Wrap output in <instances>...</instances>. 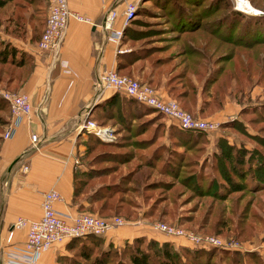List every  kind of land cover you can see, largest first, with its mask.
Segmentation results:
<instances>
[{"label": "trees", "instance_id": "trees-1", "mask_svg": "<svg viewBox=\"0 0 264 264\" xmlns=\"http://www.w3.org/2000/svg\"><path fill=\"white\" fill-rule=\"evenodd\" d=\"M151 1L155 5L159 4L158 7L167 12L168 26L166 28L172 29V35L148 34L149 31H152L150 29L137 31L138 35L134 36L135 39L150 37L151 40L156 37L155 39L164 42L159 46L140 47L128 53L117 54V70L124 71L130 67L133 61L147 58L153 52L162 51L165 53L159 54L151 61L145 82L152 87L158 86L163 77L162 73L168 66L165 72L169 76L164 78L163 86L166 94L175 99L182 109L190 111L199 95L198 111L201 114L209 115L220 109L227 97L235 98L241 78L246 79L252 70L246 65L247 61L236 58L239 62L236 67L241 72L238 76L233 64L226 66V63L234 57L233 48L248 50L255 58V66H258L256 61L262 62L264 60V6L258 7V3L253 4L258 10L263 11L261 14L248 15L230 8L219 16L206 20L203 17L214 15L219 7L217 10L215 8L213 10L200 9L199 12H193L190 5H194L197 0ZM207 1L210 2L211 0ZM45 8L46 2L44 0H0V11H4L3 21L6 22L3 31L10 37L25 39L29 35L26 32V23H28L31 26L29 38L37 41L44 25ZM200 12L203 14L199 15ZM124 31L123 36L126 33ZM221 45H228L230 48L228 51L220 52L211 58ZM259 53L262 54L259 55ZM26 61L27 55L24 51L16 48L10 41L0 38V82H3L6 89L15 91L18 87L20 80L27 73ZM6 67H11V70ZM117 73L119 72L117 71ZM2 74L6 75L5 80L1 79ZM257 74L259 75V72ZM2 100L7 105V112L2 118L0 141L2 139L1 133H3V128L8 125L10 115L8 103L4 99ZM135 102L137 105L139 104L132 98L113 92L94 104L88 117L104 124L105 121L113 120L112 116L115 110H122L120 108L122 103L134 105ZM138 112L141 113L140 110H136L133 114L137 115ZM234 123L227 120L219 123L220 132L216 135L213 143L215 150L209 156H206V151L203 150L205 141L202 143L204 140L202 134L204 133L182 130L170 123L172 128L168 130V133H173L175 142L184 147L183 153H175L172 162H170L168 159L169 149L161 148L162 153L166 152V156H164L159 169L171 178L178 179V184L191 189L193 194L202 197L207 196L216 201H222L226 197L227 191L243 193L244 191L250 192L259 185H263L261 187L263 188L264 160L253 159L250 163L249 156H246L247 158L244 160V156L249 155L244 148H232V145L227 142L228 139L223 131L226 128H233ZM137 126H131L132 130L129 135L142 129V127ZM86 136L85 148L87 152L91 147L88 142L90 140L92 142L98 141L93 133L88 132ZM135 141H138L139 147L142 148L145 146L142 142H148L149 139L141 138ZM151 155L143 160L145 171L155 167V157L152 158ZM233 157L236 159L233 160ZM207 162L209 168L216 171L215 175L204 176L203 169ZM244 164L246 167L241 168L240 166ZM105 169L107 168H97L96 171ZM145 174L146 177L147 173ZM88 176L87 171L84 172L79 166L73 170L71 200L76 204L79 211L87 210L88 213L96 211L99 215L91 214L102 215L100 217L122 214L127 220H133L137 217V214L132 210V206L135 204L132 196L138 194L136 190L126 188L124 191H114L109 187L113 185L106 183L98 187L89 186ZM216 176L220 180H216ZM171 184L174 183L144 182L142 185L143 192L139 191L140 196L144 199L143 201L147 202L150 199V197L147 198V195H152V191L159 190L162 193L165 192L161 194L162 197L169 198L167 192L171 190ZM81 194L84 195L82 198H80ZM156 198L149 203L145 215L164 219L167 216L166 210L164 205L158 208L159 203ZM195 232L201 235L206 234L205 232H198V230ZM211 235L215 234L211 233ZM145 240V236H136L130 241L124 242L122 247L114 248L110 243L103 245L102 235L89 234L70 238L65 243L68 254L57 257V264H109L111 262L114 264H181L179 252H175L170 242L165 241L158 246L156 240L150 238L146 240L145 249L147 250H145L140 247ZM96 249H98L97 252H94ZM118 249L122 252H116ZM196 249L192 255L196 256L198 261L200 257L202 258L200 262L193 261L192 264H208L211 252L203 248ZM74 250L76 252H70ZM179 250L184 251L183 253L187 256L190 255V252L185 248H179ZM245 256H248V253ZM250 257L253 255L251 254Z\"/></svg>", "mask_w": 264, "mask_h": 264}, {"label": "rangeland", "instance_id": "rangeland-1", "mask_svg": "<svg viewBox=\"0 0 264 264\" xmlns=\"http://www.w3.org/2000/svg\"><path fill=\"white\" fill-rule=\"evenodd\" d=\"M243 1L245 2L246 9L250 6L256 11L263 13V11L254 7L253 4L258 3L257 6L262 7L264 6V0ZM131 2L134 5V11L123 28V31L125 30L124 33L126 32L125 35L123 36L122 34L117 44L118 47L116 50L120 55L137 50L140 47L152 45L159 46L164 42L160 41V39H155L156 37L151 40L150 37L135 39L134 36L138 35L137 31L150 29L152 31H149L148 34L172 35V29L166 28L168 26L167 12L165 9L158 7V3V5H155L151 0H132ZM218 2L220 3L218 4ZM218 7L219 9L217 10ZM214 8L217 10L214 15H205L206 17L203 18L210 20V18L219 16L222 12L230 8L239 10L248 15H255V13L251 11H245V8L237 7L235 0H211L210 2L207 0H197L194 5H190V9L193 12H199L200 9L213 10ZM200 14L203 13L200 12L199 15ZM3 15L4 11H0V38L9 41L10 35L3 31V26H5L6 23L3 21ZM228 48H230L228 45H221V47L212 54L211 58H214L220 52L228 51ZM261 48L263 47L261 46ZM170 49L172 50L173 48ZM233 49L234 57L226 63V66L233 64L239 76L241 72L239 68L236 67L239 63L236 58H241L247 61L246 65H248L249 69L252 71L249 73V76L246 77L247 80L241 78L235 95L236 99L231 98L232 101L235 100L238 103L239 109L226 119L227 121L235 122L233 128H226L223 132L226 134V138L228 139L227 142L232 145V148H244V150L249 153V155L244 156V160L247 158L246 156H249L251 163L253 159L264 160V60L262 62L256 61L258 66H255V58L248 50L243 48ZM161 53L165 52H153L147 58L131 61L130 67L121 71L122 73L120 74L146 83L145 76L149 71L150 63ZM260 54L262 53H259V55ZM6 68L11 70V67ZM167 69L168 66L165 67L164 73H162L164 78L169 76V74L165 72ZM257 72H259V75ZM136 75H138V77H136ZM142 75L143 79H141ZM5 78L6 75L2 74L1 79L5 80ZM1 89L13 91L12 89H6L3 82H0V90ZM167 97L173 99L168 95ZM2 99L3 98L0 96V131L2 130V118L7 112V105ZM135 103H133L134 105L122 103L120 105L122 110H115L112 116L113 120L105 121L106 123L104 124L91 119L98 127L99 133H90H93L97 137L98 142H92L90 140L88 143L91 147L86 152L85 140L87 142L86 135L88 133L86 131L85 136L79 142L82 145V150L78 156V161L80 160L78 163L79 168L84 170V172L87 171L89 175L88 185L98 187L106 183L113 185L109 187L114 191H124L126 188L136 190L138 194L132 196L133 202H135L132 206V210L137 214L136 219H140L144 227H146L148 223L159 221L194 233H196L195 231L197 230L198 232H205L206 235H211V233H213L215 234L214 236H218L221 240H224L226 244H228V242H235L236 245L229 248L213 246L203 248L211 252L208 258V264H264V187L261 188L263 185L254 187L250 192L244 191L243 193H238L227 191L228 193H226V197L222 201H216L207 196L202 197L193 194L191 189L178 184V179L171 178L166 175L165 172L162 173L159 169L164 156H166V152L162 153L161 148L166 147L169 149L168 159L170 162H172L171 160L175 153H183L184 147L175 142L173 133H168L172 125L162 114L140 103L138 105ZM129 110L131 111L129 112ZM136 110H140L141 113L138 112L137 115L133 114ZM131 126L142 127V129L129 135V132L132 130ZM219 132L218 129V131L211 134H202L204 139L202 143L205 141L203 150L206 151V156H209V154L215 150L213 143ZM141 138L149 139L148 142H142L145 144L142 148L139 147L138 141H135ZM233 154L232 149V155ZM150 155L152 158L155 157V167L145 171L143 160ZM232 159L235 160L236 158L233 157ZM164 161L166 162V160ZM205 166L206 167L203 169L204 176L216 174L215 170L209 168L208 162L205 163ZM240 167L245 168L246 164ZM97 168L107 169L96 171ZM134 173L136 174L133 176ZM145 173H147L146 177ZM180 174L182 175V173ZM215 178L216 180H220L218 176ZM128 179L130 181H127ZM149 181L174 183L170 185L171 190L167 192L169 198L161 196V194L165 192L162 193L159 190H154L151 193L152 195H147V198L150 197V199H148L147 202L143 201L144 199L141 198L139 191L143 192L142 185L144 182L146 183ZM115 194L118 195V193ZM83 196L84 195L81 194L80 198ZM154 198H156L159 203L158 208L164 205L166 210L165 213L167 214L166 218L158 219L155 216L148 217L145 215L149 203H151ZM83 211L89 212L87 210ZM91 213L97 214L96 211ZM114 215L124 218L122 214ZM156 233L157 235L162 234L160 232ZM147 239L150 238H146V240ZM146 240L140 246L141 248L145 249ZM165 241L173 245L175 252H179V261L181 264H192L193 261H201L202 257H200L198 261L196 260L197 257L192 255L193 252L197 250L195 247L178 244L169 240ZM165 241L156 240L158 246ZM123 244L124 243L112 246L114 248H120ZM103 245H105V243ZM179 248L187 249L190 255H185L183 253L184 251L179 250ZM97 250L98 249L94 250V252H97ZM116 252H122V250L118 249ZM247 253L248 256H245ZM251 254L253 257H250ZM109 264H114V262Z\"/></svg>", "mask_w": 264, "mask_h": 264}, {"label": "crops", "instance_id": "crops-1", "mask_svg": "<svg viewBox=\"0 0 264 264\" xmlns=\"http://www.w3.org/2000/svg\"><path fill=\"white\" fill-rule=\"evenodd\" d=\"M128 1L132 0H67L68 9L88 18L89 22L70 18L55 55L54 50H39L36 40H30L31 26L28 23V37L9 38L27 55V73L15 92L28 96L31 111L15 121L10 137L0 141V264H7V250L24 240L25 230L13 229L11 243L7 245L4 238L9 226L17 218L37 219L43 192L54 190L58 193L59 199L53 209L60 216L71 218L79 212L71 197L73 170L79 166L78 156L82 150L79 142L86 133L80 125L84 120H91L88 115L94 104L113 93L107 91L95 98L93 82L106 69L122 73L116 68L118 45L104 41L99 24L112 7L118 14L115 23L118 26L120 12ZM163 81L164 76L155 88L167 96ZM199 104L198 95L190 110L192 114L218 122L225 121L239 109L238 103L230 97L220 109L209 115L198 111ZM30 133L39 140L34 146L29 141ZM124 220V225L103 235L105 244L121 245L142 235L188 245L181 238L157 235L144 227L140 219ZM66 242L55 243L42 251L36 264H57V257L68 254Z\"/></svg>", "mask_w": 264, "mask_h": 264}, {"label": "built area", "instance_id": "built-area-1", "mask_svg": "<svg viewBox=\"0 0 264 264\" xmlns=\"http://www.w3.org/2000/svg\"><path fill=\"white\" fill-rule=\"evenodd\" d=\"M133 11V3L125 2L120 12L118 26L115 25L118 17L115 9L111 7L105 12L99 24L105 42L115 45L119 43L123 28ZM70 18L80 22H89L88 18L71 12L67 6V0H46L44 25L36 41V47L41 51L54 50L53 55H55V50L59 47ZM93 90L95 98L101 97L107 91L118 92L132 98L162 114L169 123L182 130L210 134L218 131L219 128L220 122L212 118L194 115L182 109L174 99L162 95L156 88L127 75L119 74L114 69H106L99 73L93 82ZM0 96L6 100L9 106L11 120L2 133V138H8L13 132L15 121L21 116L27 115L31 111V105L28 96L22 92L1 89ZM80 129L95 134L99 133L98 127L92 120H84ZM29 141L34 146L39 140L35 134L30 133ZM58 199L59 195L54 190L43 192L39 203L40 215L37 219L17 218L11 223L4 238L7 245L11 243L13 229L23 228L25 232L23 242L18 246L13 245L7 250V264H36L39 254L55 243L89 234L103 236L109 230L122 226L126 222L119 216L100 217L85 211H79L71 218H64L53 209V204ZM147 227L166 236L181 238L191 247L229 248L236 245L235 242L226 244L218 236L197 234L159 221L148 223Z\"/></svg>", "mask_w": 264, "mask_h": 264}, {"label": "bare ground", "instance_id": "bare-ground-1", "mask_svg": "<svg viewBox=\"0 0 264 264\" xmlns=\"http://www.w3.org/2000/svg\"><path fill=\"white\" fill-rule=\"evenodd\" d=\"M235 1H236V6L237 7L246 9V5H245V2L243 0H235ZM245 11L253 12V8L249 6L248 9H246Z\"/></svg>", "mask_w": 264, "mask_h": 264}, {"label": "water", "instance_id": "water-1", "mask_svg": "<svg viewBox=\"0 0 264 264\" xmlns=\"http://www.w3.org/2000/svg\"><path fill=\"white\" fill-rule=\"evenodd\" d=\"M246 13H247V12H246ZM253 13H255V14H261V12L256 11L255 9H253Z\"/></svg>", "mask_w": 264, "mask_h": 264}]
</instances>
